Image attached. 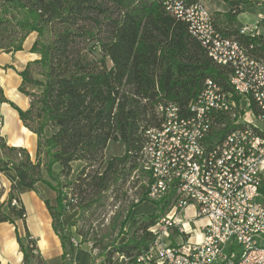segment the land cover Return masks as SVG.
Segmentation results:
<instances>
[{"label": "trees", "instance_id": "1", "mask_svg": "<svg viewBox=\"0 0 264 264\" xmlns=\"http://www.w3.org/2000/svg\"><path fill=\"white\" fill-rule=\"evenodd\" d=\"M197 1L186 0L188 4ZM223 1L228 11L221 27L216 24L218 30L245 46L254 43L253 54L264 58V41L243 36L236 25L237 16L250 2ZM166 2L0 0V49L22 50L26 38L37 33L31 51L40 55L20 72V91L30 98V107L22 110L11 103L24 125L38 137L36 157L33 159L26 148L8 145L0 135V172L14 171L26 188L36 189L42 182L57 191L56 205L47 200L46 204L62 242L64 264L78 263L72 233L62 222L67 211L62 188L71 189L76 200L71 208H79L80 217L88 210L95 211L134 171L143 170L140 160L146 132L160 124L158 103L171 101L185 110L208 78L230 88L232 69L212 60L187 23L167 10ZM30 84L40 89L28 91ZM0 101L9 102L1 86ZM111 142L121 143L124 153L105 162ZM74 161H82L84 166L69 183L60 182L61 187L56 188L45 178L44 173L57 181L69 177ZM57 164L61 170L54 177ZM143 171L149 178V172ZM142 187L125 217L117 223L122 213L116 214L104 237L89 241L103 257L101 264H115V251L131 256L146 247L151 240L148 227L165 214L166 204L157 201L159 213L132 216L135 207L149 200L148 187ZM12 199L13 195L7 212L0 204V220H25L24 206L11 205ZM75 225L73 221L71 226ZM76 231L81 243L88 241L87 233ZM29 236L26 242L19 240L23 264H46Z\"/></svg>", "mask_w": 264, "mask_h": 264}, {"label": "built area", "instance_id": "2", "mask_svg": "<svg viewBox=\"0 0 264 264\" xmlns=\"http://www.w3.org/2000/svg\"><path fill=\"white\" fill-rule=\"evenodd\" d=\"M258 4L264 8V0ZM166 7L187 23L212 60L213 54L235 58L238 75H230L229 89L206 79L205 98H193L185 110L171 101L157 104L160 124L147 130L140 161L150 174L147 198L162 201L166 212L148 227L146 247L131 256L120 251L113 261L228 264L238 249L247 248L241 264H264V203L259 199L264 132L255 123L264 121V59L253 54L254 43L245 46L219 31L202 0H167ZM239 31L264 40V14ZM216 115H226L222 129H215ZM208 145L225 148V156L208 153ZM63 203L68 211L76 200L64 197ZM11 205H19L18 200L13 198ZM80 241L72 236L74 248ZM250 246H260V253H250ZM97 251L92 249L95 264H101Z\"/></svg>", "mask_w": 264, "mask_h": 264}, {"label": "crops", "instance_id": "3", "mask_svg": "<svg viewBox=\"0 0 264 264\" xmlns=\"http://www.w3.org/2000/svg\"><path fill=\"white\" fill-rule=\"evenodd\" d=\"M221 1L224 6L216 8V10L228 11L227 4L223 0ZM248 1L250 3L245 6V10L253 7L263 9V12L257 15V22L264 14V8L258 4L260 0ZM241 14L237 16L236 25L238 28L241 27L238 24V17ZM36 39L37 33H31L24 41L22 50L7 52L0 49V86L5 97L9 100V102L0 101V135L8 145L26 148L33 159L37 154L38 137L24 125L18 110L11 103L22 110H27L30 107V98L20 91L22 84L20 72L26 68L29 62L40 58L38 53L31 51ZM261 122L264 123V121H255L259 129L264 132V125ZM46 191L48 195H46ZM11 195L24 206L26 215L25 220L21 218H15L14 222L0 220V264H23V252L19 240L26 242L28 233L29 237L35 241L46 264H64L62 242L54 230L53 217L46 204L47 200L52 206L56 205L57 195L54 190L49 188L44 190L37 185L36 189L26 188L21 185L14 171L0 172V204L5 212L8 210L7 203ZM259 199L264 203V172ZM135 210L136 208L133 209V212ZM68 212L69 215L65 213L62 216V222L66 229L72 233L75 228L71 226V223L77 214L71 210Z\"/></svg>", "mask_w": 264, "mask_h": 264}, {"label": "rangeland", "instance_id": "4", "mask_svg": "<svg viewBox=\"0 0 264 264\" xmlns=\"http://www.w3.org/2000/svg\"><path fill=\"white\" fill-rule=\"evenodd\" d=\"M208 10L212 12L215 18V23L221 27V22L223 18V14H225L226 10H216L219 7L224 6L222 5L221 0H202ZM228 6V5H227ZM263 12L260 7H253L247 8L243 14L238 17V24L243 26L244 23H256L257 15ZM37 77V76H36ZM26 89L28 91L36 90L38 91L40 88L35 85H27ZM262 123V122H261ZM264 125V123H262ZM124 153V147L119 142H111L109 143L108 147L106 148L105 154V162H107L112 156L114 155H122ZM84 166V162L82 161H74L72 163V172L69 177H62L61 180L58 181L48 176L44 173L45 178L47 181L54 187H61L60 182L63 184L69 183L71 180H74L79 172V170ZM61 170V165L57 164L54 166V177L59 175ZM144 170V169H143ZM136 170L132 173L131 177L127 180L126 183L123 184L115 193H111L109 197L106 199V202L103 206L99 207L98 209L88 210L85 212L83 216L80 217V209L79 208H70L71 211H75L77 217L74 219L76 221V225L74 226L75 230L72 232V236L76 237L80 242H82V237L77 234L78 229H81L84 233H87L88 241L81 243L80 246L75 247V261L78 264H95V257L92 254L91 246L89 245V241H93L95 238L102 239L104 234L107 233L111 225L113 224V220L116 214L122 213V215L116 220L117 223L121 221L128 212L129 206L132 202H136L139 198V194L143 189V185H148L149 178L145 175L144 171ZM58 184V185H57ZM37 186H40L42 189L47 190L49 188L47 184L38 183ZM148 187V186H147ZM50 189V188H49ZM63 191L61 193L62 198H73L72 191L70 188L65 187L62 188ZM54 190V189H52ZM57 194V191L54 190ZM46 195L48 192L46 191ZM136 210L132 212V216L136 215H145L151 216L157 214L159 210V206L157 205L156 201L153 200H146L135 207ZM69 215V212H65ZM128 228L126 227V231ZM116 233L113 236H116ZM125 236V235H123ZM125 237L121 238L120 240H124ZM107 240V239H105ZM121 242V241H120ZM118 246V245H117ZM99 251H97V259L102 260L103 257L99 255ZM115 256V253L113 254ZM117 259L115 264L117 263Z\"/></svg>", "mask_w": 264, "mask_h": 264}, {"label": "bare ground", "instance_id": "5", "mask_svg": "<svg viewBox=\"0 0 264 264\" xmlns=\"http://www.w3.org/2000/svg\"><path fill=\"white\" fill-rule=\"evenodd\" d=\"M177 18L181 19V17ZM213 61L215 63H221V65H228L232 69L231 75H238V68H233V65H235V58H224L223 54H213ZM205 94H207V80L201 92L195 97V102H202V99L205 98ZM224 122H226V115H216L215 129H222ZM215 152H217V156H225V148H218V145H208V153ZM261 247H264V240H261ZM119 252L120 251H115V256H119ZM250 253H260V246H250ZM247 257V248H240L237 250V256H234L232 260H228V264H241V259Z\"/></svg>", "mask_w": 264, "mask_h": 264}]
</instances>
